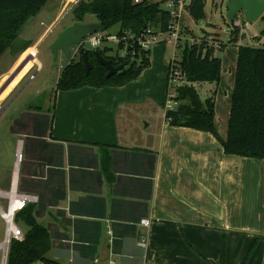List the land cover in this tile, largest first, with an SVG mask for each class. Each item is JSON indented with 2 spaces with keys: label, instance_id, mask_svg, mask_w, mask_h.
<instances>
[{
  "label": "crops",
  "instance_id": "crops-1",
  "mask_svg": "<svg viewBox=\"0 0 264 264\" xmlns=\"http://www.w3.org/2000/svg\"><path fill=\"white\" fill-rule=\"evenodd\" d=\"M244 31L258 37L251 27ZM263 43L259 37L254 47ZM238 45L223 49L220 80L207 93H214L222 139L227 126L219 129L216 118L219 106L229 115ZM27 50L16 72L36 63ZM115 89L54 92L50 115L52 97L0 122V190L9 189L17 167V190L37 198L24 209L48 233L46 258L57 264L262 263L264 159L227 155L212 134L171 126L164 114L153 129L140 127L123 104L132 94ZM140 235L147 238L144 249Z\"/></svg>",
  "mask_w": 264,
  "mask_h": 264
},
{
  "label": "trees",
  "instance_id": "trees-1",
  "mask_svg": "<svg viewBox=\"0 0 264 264\" xmlns=\"http://www.w3.org/2000/svg\"><path fill=\"white\" fill-rule=\"evenodd\" d=\"M48 1L0 0V57L12 47L24 24L36 16ZM204 8L205 0H191L184 4V11L195 21L205 18ZM87 15L95 18L94 22L99 24L100 32L119 26L117 35H138L148 28H153L150 25H158L162 33H167L171 24L169 12L162 9L160 3L155 0H145L139 4H134L132 0H79L73 9L75 22H83ZM260 19L264 20V15ZM181 32L183 34L184 29ZM259 37L261 36L256 38ZM211 40L213 41L200 38L197 43L190 44L185 41L183 47L179 45L177 69L185 84L176 87V97L173 99L176 105L172 110L165 112V121L174 127L212 134L227 155L263 160L264 48L238 45L240 29L233 25L228 45L238 46L227 133L225 139H222L215 127L214 93L202 100L197 89V86L203 83L216 84L220 80L221 60L213 53L215 49L223 50L226 45L215 38ZM117 46L121 51L122 45ZM28 47L22 48L20 53ZM97 50L102 57L111 60L114 66L124 62H127L128 66L122 74L107 78V70L98 64L91 51H88L91 70L86 75L83 61L77 52L62 70L54 92L73 91L83 87L120 88L138 79L150 66L149 50L136 47L134 56L129 54L124 58L118 54L110 55L107 48ZM162 107L164 108V104ZM15 221L23 229L25 226L28 231L24 234L22 242H11L7 264H57L46 258L50 250L48 233L36 224L32 211H19Z\"/></svg>",
  "mask_w": 264,
  "mask_h": 264
},
{
  "label": "rangeland",
  "instance_id": "rangeland-1",
  "mask_svg": "<svg viewBox=\"0 0 264 264\" xmlns=\"http://www.w3.org/2000/svg\"><path fill=\"white\" fill-rule=\"evenodd\" d=\"M155 1L160 3L162 9H166V0ZM183 1L185 4H188L191 0ZM227 1L229 0H205V18L198 21L193 20L186 11H182L180 29H184V33L181 37L180 46L183 47L185 41L189 43L191 40L200 38L206 40L209 38L210 41H213L211 39L215 38L227 47L233 48L234 45H228V42L230 40L231 31L233 30V25L235 24L231 23L226 18L225 4ZM78 2L79 0H49L36 16L30 18L24 24L12 47L6 50L0 57V87L10 76L14 75L12 83L0 96V109H4L10 104L7 111L3 113L0 122L19 113L21 109L44 107L45 103L49 104L48 98L50 97H52V100L48 114H51L55 83L68 61L62 51H58L54 54L50 46L64 28L75 24L94 22L95 20L93 16L87 15L83 22H75L73 9ZM234 22L239 26L240 31L242 28L251 27L255 30L257 36L264 37V33L262 34V31H264L263 19H259L251 24V26H248L245 24L243 15L239 14ZM150 26L153 27L150 29L156 33L157 42L153 44L149 50V68H147L144 74L135 81L115 90L125 96L129 93L132 94L133 99L124 100L125 103H123L127 110V117L140 127L148 124L149 128L153 129L162 122L161 117L164 114V108L162 106L166 101L169 62L174 57V50L165 44V41H167L169 37L168 34L162 33L158 25ZM103 33L117 35L119 33V26H114L103 31ZM250 37L251 38H247L246 35H242L240 37L241 41L238 44L258 46L259 39L256 37L253 38L252 36ZM25 46H29L28 48L34 53L36 63H26L22 69L16 72L17 66L21 64L26 52L29 51L27 50L23 55L20 53V50ZM260 47L264 48V43ZM104 48L110 50V55H120L121 51H119L118 46L114 43L110 42L100 47V49ZM232 48H230V53L233 51ZM75 50L76 47L71 48L72 57H74L75 54L77 55ZM176 53L177 56L175 59L177 63L180 50ZM213 54L215 57L225 60L226 54L223 50L215 49ZM228 59L226 60L227 62ZM181 83V86L185 84L182 76ZM201 85L198 86L197 89L200 98L203 100L208 97L207 93H209V90L214 92L215 89L210 86L209 83H203ZM228 118L223 114V107L219 106L216 118L217 127L219 129L225 128ZM23 230L24 229H22V231ZM2 237L3 224H1L0 221V242ZM258 260L259 259L255 257L251 259L252 263ZM259 262V264H261V260ZM33 264L47 263L35 262Z\"/></svg>",
  "mask_w": 264,
  "mask_h": 264
},
{
  "label": "built area",
  "instance_id": "built-area-1",
  "mask_svg": "<svg viewBox=\"0 0 264 264\" xmlns=\"http://www.w3.org/2000/svg\"><path fill=\"white\" fill-rule=\"evenodd\" d=\"M134 4L142 3L145 0H132ZM150 1V0H147ZM166 9L171 17V24L168 27V39L165 44L174 50V57L169 62V70L167 75V89H166V101L164 103V114L167 110H172L176 103L173 99L176 97L175 89L179 87L181 83V73L177 69V63L175 57L177 56L178 47L180 45L182 37V29H180L181 12L184 11L183 0H166ZM239 24V23H238ZM235 26L236 25L235 23ZM239 27V26H238ZM156 33L150 28L141 32L138 35H132L125 33L123 35H110L103 32H97L87 38H85L81 46L88 51L97 50L103 44L114 43L116 45H122L120 57H126L129 54L135 55V48L138 47L142 50H150V47L157 42ZM161 34V33H159ZM245 35V31L242 28L240 31V37ZM199 42L197 40L189 41L190 44ZM89 47V48H88ZM79 47H76L75 52L77 53ZM17 167L12 173V179L10 187L7 191L0 190V199L6 201L4 207L0 206V221L3 224V237L0 242V264H7L9 246L12 241L22 242L24 240V233L20 226L16 223V214L23 210L26 205L37 201V198L31 195L21 193L17 190ZM140 225L148 228L150 226L149 220L140 221ZM147 238L146 235H140L138 246L142 249L146 248ZM112 264V262H111ZM264 264V261L261 263Z\"/></svg>",
  "mask_w": 264,
  "mask_h": 264
},
{
  "label": "water",
  "instance_id": "water-1",
  "mask_svg": "<svg viewBox=\"0 0 264 264\" xmlns=\"http://www.w3.org/2000/svg\"><path fill=\"white\" fill-rule=\"evenodd\" d=\"M226 18L235 24L237 15L242 14L246 25H251L264 15V0H229L225 4ZM98 23L75 24L64 28L59 35L53 40L50 48L54 54L62 51L67 61L72 59V47H79L78 54L84 64L85 74L88 75L91 70V64L88 61V50L81 46L82 41L99 32ZM91 53L95 57L98 64L107 70L106 77L109 78L116 74H122L123 70L128 66L124 62L118 66H114L112 61L102 57L98 50H92ZM2 113L4 109H0Z\"/></svg>",
  "mask_w": 264,
  "mask_h": 264
},
{
  "label": "bare ground",
  "instance_id": "bare-ground-1",
  "mask_svg": "<svg viewBox=\"0 0 264 264\" xmlns=\"http://www.w3.org/2000/svg\"><path fill=\"white\" fill-rule=\"evenodd\" d=\"M26 60H30L31 59V56L30 54H27L26 55ZM13 76H10L4 83L3 85L0 87V96L4 93V91L7 89V87L12 83L13 81Z\"/></svg>",
  "mask_w": 264,
  "mask_h": 264
}]
</instances>
